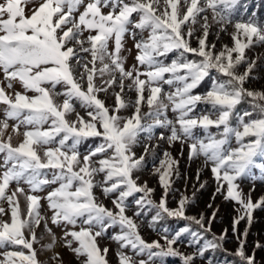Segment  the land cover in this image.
I'll list each match as a JSON object with an SVG mask.
<instances>
[{
	"label": "snow or ice",
	"instance_id": "6c2138e0",
	"mask_svg": "<svg viewBox=\"0 0 264 264\" xmlns=\"http://www.w3.org/2000/svg\"><path fill=\"white\" fill-rule=\"evenodd\" d=\"M240 7L246 10L241 0H44L26 15L22 0L0 2V104L5 106L0 119V201L8 205L7 209L0 207V215L10 212V222L0 220V264H40L33 245L39 242L37 229L42 222L43 230L51 234L49 219L65 229V246L83 258L81 264H108L109 249H101L98 238L116 227L119 232L110 238L118 245L119 264H166L168 257H179L181 264H195L197 257L214 264L205 253L222 248L226 231L205 239L189 226L175 232L165 227L158 232L163 244L160 240L147 242L137 223L126 215L128 198L142 193L134 199V215L141 216L146 206L155 208L150 227L165 218H176L210 231L203 216L185 215L188 197H182L175 209L167 206L172 178L179 177L178 161L169 152L163 153L155 169L164 189L158 203L150 198L154 189L137 183L134 173L145 166V155L153 146L146 143L144 155L139 157L133 148L140 143L141 133L150 142L156 128L169 131L167 136H159L169 146L187 143L189 160L203 157L217 183L216 191L239 205L233 232L241 221L251 225L253 211L264 207V197L254 203L236 181L253 176V169L264 175V92L244 87L255 67L245 50L264 45V21L256 19L255 13L237 19ZM104 8L109 11L104 13ZM209 11L221 32H227L228 26L234 29L230 34L233 46L224 45L218 53L213 51L214 44L206 43ZM198 17L202 34L195 37L197 47H192ZM137 30L146 31L147 39L136 40ZM84 32H88L86 37ZM126 35L135 41L137 50V63L131 70L125 69L126 58L121 55ZM81 53H88L91 59ZM170 53L175 56L169 61ZM242 64L241 73L238 67ZM76 66L82 71L77 73ZM97 79L103 84L98 85ZM206 80V90L195 93ZM125 81L129 83L125 85ZM15 83L22 86L23 93H8ZM164 85L171 90L164 91ZM114 86L120 91L113 92L115 103L109 107L98 94ZM125 87L136 93L134 102L124 98ZM57 97H63L62 102ZM243 102L249 109L237 111ZM76 103L84 115L77 111ZM201 105L204 107L197 113ZM129 106L134 109L131 116L119 115ZM144 106L146 113L142 112ZM169 111L175 114L174 120L168 118ZM9 121H15L12 134L23 136L17 145L12 143V134L5 137ZM90 138L99 142L82 153L81 145ZM46 187L50 189L46 196L37 194ZM95 189L111 198L115 210L98 201ZM21 196L26 211L21 209ZM42 199L52 212L50 218L41 214ZM185 234L191 237L189 246L200 245L188 255L173 247L183 242ZM247 235V228L238 233L237 238L243 239L230 255L239 257L240 264H255V254L245 252ZM54 242L55 237L47 247L51 249ZM142 256L147 259H134Z\"/></svg>",
	"mask_w": 264,
	"mask_h": 264
},
{
	"label": "rangeland",
	"instance_id": "374dc122",
	"mask_svg": "<svg viewBox=\"0 0 264 264\" xmlns=\"http://www.w3.org/2000/svg\"><path fill=\"white\" fill-rule=\"evenodd\" d=\"M2 2V0H0ZM44 0H22V6L25 8V14L31 15L32 12L39 8L40 4L43 3ZM88 0H85L87 3ZM242 5L246 6V10L244 7H240L238 12L236 13V18H247L251 13L256 14V19L264 21V1L263 0H241ZM80 11H83V7L80 8ZM104 13L109 11L108 8L102 9ZM78 15V13L76 14ZM203 14H201L202 16ZM209 16V36L207 38L206 43L208 45H215L214 52L218 53L223 49L224 45H228L229 47L233 46V41L231 40V33L234 29L231 26H228L227 32H221L220 26L213 23L211 20V12H208ZM137 18L138 17H134ZM198 23L193 25V28L196 29L194 32V36L191 39L190 43L192 47H197L196 36H200L202 32L200 31V23L202 20L200 17L197 18ZM136 40H139L141 37L147 39L148 33L145 31L143 33H139ZM94 34V33H93ZM88 35V32H84V37ZM135 41L128 35L125 36L124 39V49L122 50L121 55L126 58L125 60V69L131 70L132 66L136 64L135 56L137 55V50L134 47ZM87 46V45H86ZM113 45L112 42H109V50L111 51ZM235 56V54H233ZM86 60H90L91 57L88 53H81ZM175 56V53L169 54V61ZM245 56L248 62L255 61V67L253 72L251 73L250 78L246 81L244 87L258 92H264V45H254L253 47L245 50ZM190 59H197L196 57L189 56ZM168 62V61H166ZM99 67V64H97ZM91 67V64H89ZM245 69V65L242 64L238 67L239 72H243ZM77 73L82 71L79 66H76ZM141 71L143 69L141 68ZM215 75V73H213ZM108 77H104L107 79ZM143 78V77H142ZM0 80H3V75L0 73ZM96 83L98 85L103 84L102 79H97ZM129 82L125 81V85ZM202 84L204 86H200L194 90L195 93H203L208 87L209 81H204ZM58 90H62L63 86L58 85ZM164 91H170L168 85L163 86ZM9 94L14 92H24V89L19 83H15L13 89L7 90ZM120 91L118 87L110 88L107 93L100 92L98 94V98L105 102L106 106H113L115 103V97L113 92ZM27 95L32 96L34 93L28 92ZM147 95V93H145ZM123 96L126 100L134 102L136 99V93L134 91H129L127 87H125V91ZM63 97H57V102H62ZM4 105L0 104V119L3 118V109ZM204 106L197 107V113H199ZM76 109L80 112L81 115L85 114L84 109H82L79 103H76ZM245 109H249L248 107H240L237 111H243ZM134 109L129 106L126 109H122L119 115L122 116H131ZM142 112H148V108L146 106L142 107ZM73 118V117H70ZM169 119H175V114L171 111L168 112ZM15 121H9V129L5 132V137L7 135L12 134L11 125L14 124ZM47 127V126H45ZM24 128L21 127L20 132L22 133ZM215 131V129H213ZM160 134H164L167 136L169 131L164 128H156L153 131L154 138L149 142L147 140V134L141 133L139 137L140 143H138L133 151L136 156L139 157L144 155V146L146 143H150L153 146V150H150L145 155V166L138 172L134 173L135 177H138L137 183L140 185L147 184L148 188L154 189L151 194V199L158 203L161 197L164 195V189L160 186L159 176L155 173V169L159 167L160 159H163V153L165 151L169 152L171 156L178 161V172L179 177L177 178L175 175L172 178L171 189L167 195V206L169 208L175 209L178 207L179 200L182 197H188L189 202L185 206V215L190 217H196L199 219L201 216L204 218L205 228L210 227V231L204 232V229L200 228L198 230L193 224L189 222H183L186 220L174 219L175 222H172L169 226L155 224L152 227L149 225L152 222V217L155 215V208H151V206H146L144 212L141 216L136 217L134 215V211L136 209V205L134 204V199L143 195L142 193H136L133 197L128 198V209L126 210V215L132 217L135 223L139 226L140 235L147 242H152L154 240H160V243L163 244L164 241L161 239L158 232L162 231L163 228H168L170 232H175L181 227L189 226L193 231L201 232L205 239H212L213 235L219 237L223 234L224 240L222 242V248L217 249L215 251L209 250L205 253L207 258H211L214 260V264H240V261L235 260L239 257L234 255H230V253H235L237 250L240 239L237 238L238 233H243L245 228L248 230V235L245 242V252L248 255L255 254V264H264V207L257 208L253 211L252 214V223L251 225L247 224V221H241L239 225H237V232H233V219L238 215L237 209L239 205H237L234 201L226 200L224 198V194L218 193L217 183L214 180L210 166L206 167L204 165L203 157L194 158L189 160L188 158V146L187 143L181 145L179 142L174 143L169 146L166 140H160ZM13 135L12 143L13 145H17L23 139L22 135ZM92 139V138H90ZM99 141L96 139V142L92 144L91 147L81 146L80 151L82 153L89 151L91 148L95 147V145ZM90 145V144H89ZM182 153V154H181ZM3 154H0V163H2ZM199 173V178H197V174ZM99 178V177H98ZM239 186V190L247 197L251 196L253 202H257L260 198L264 197V175H262L259 169H253V176H246L236 181ZM201 184L204 186L201 187ZM12 188L15 187L13 184ZM25 191H28L27 185H23ZM54 187V186H53ZM225 189L227 185L224 186ZM49 188H45L44 191L37 193L40 196H46ZM95 195L98 198V201L103 203L105 207L109 209H114V206L111 203V198H105L99 189L94 190ZM20 206L22 210L26 211V202L24 197H19ZM211 205V207H209ZM0 207L8 208L6 202L0 201ZM41 214L47 218H50L52 212L48 209L46 200H41ZM215 212V218L213 219V213ZM0 220L9 221L10 222V212L7 215H0ZM210 222V224H209ZM48 227L51 229V234L45 232L43 230V222L41 223L40 228L37 229V236L39 242L34 244L33 247L37 253V259L40 264H81L83 258H78L74 252H72L68 247L65 246L64 239V231L65 229L62 226L53 225L48 220ZM75 230H79L78 228ZM119 228L109 229L108 233L98 238V244L101 249L108 248L109 251L107 253L106 259L108 264H119L118 257L116 255L118 250V245L110 238L113 234L118 233ZM53 237H55L54 246L49 249L47 245L53 244ZM71 239V237H68ZM183 242L174 245V248H178L179 251L185 255L192 254L195 252L196 248L200 245L189 246L188 240L191 239L188 234H185L182 238ZM257 243L261 245V247H256ZM200 244H203V240L200 241ZM77 244L73 243V247H76ZM11 250V249H9ZM226 250V251H225ZM3 251V249H0ZM27 254V250H24ZM127 254L132 255V253L128 250H124ZM226 254H220V252ZM58 258L54 259V257ZM230 255V256H229ZM2 258V257H0ZM135 260L139 261L140 259H147L146 256L142 257H134ZM234 261V262H233ZM166 264H181L179 257H168L166 258ZM195 264H207L206 259L201 260L199 257L196 258Z\"/></svg>",
	"mask_w": 264,
	"mask_h": 264
},
{
	"label": "trees",
	"instance_id": "16d2710c",
	"mask_svg": "<svg viewBox=\"0 0 264 264\" xmlns=\"http://www.w3.org/2000/svg\"><path fill=\"white\" fill-rule=\"evenodd\" d=\"M264 1V0H263ZM201 86L203 87L204 86V84H201ZM248 107L249 106V104L247 103V102H243L242 104H240V105H238L237 106V109L238 108H242V107ZM94 142H96V139H88L87 141H85L84 142V144L83 145H81V146H87V147H91L92 146V144H94ZM90 144V145H89ZM172 222H175V220L174 219H170V218H165L164 220H161V221H159L157 224H161V225H165V226H169ZM183 222H188V221H183ZM190 223V222H189ZM198 230H200V228L199 227H197V225L196 224H193ZM220 254H226V253H223V251L222 252H220ZM230 256V255H229ZM239 258H237V259H235V260H238ZM239 261V260H238ZM234 262V261H233Z\"/></svg>",
	"mask_w": 264,
	"mask_h": 264
}]
</instances>
